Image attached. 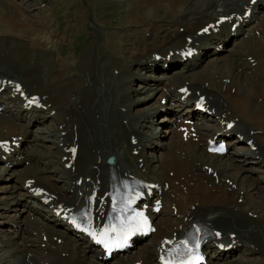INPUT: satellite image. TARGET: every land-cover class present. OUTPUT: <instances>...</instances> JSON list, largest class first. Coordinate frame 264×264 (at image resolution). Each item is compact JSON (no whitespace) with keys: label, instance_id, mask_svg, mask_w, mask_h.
<instances>
[{"label":"bare ground","instance_id":"6f19581e","mask_svg":"<svg viewBox=\"0 0 264 264\" xmlns=\"http://www.w3.org/2000/svg\"><path fill=\"white\" fill-rule=\"evenodd\" d=\"M139 1V5L141 6L139 8L142 9V15H140L141 18H139L142 19L146 15L151 16L149 24L151 27L144 28V30L151 29L156 23H160L159 25L166 24L171 27L168 26L170 30H163L165 36L167 35L168 37L166 36L165 38L159 39H147V37H144L137 39V36L134 34L133 36L136 37H133L134 39L129 41V46L126 45L125 53V51L120 48L118 39L116 38L113 40V38L108 37L109 33H105V36L110 39V42L108 40V43L115 47L114 49L111 48L114 52L112 53L116 56L115 60L109 61V59L106 63L108 68L110 67L113 69L115 67L118 70L117 75L111 76V79H120L122 77L121 74L125 72L124 69L126 66H132L133 69H137L148 62H153V54L151 55L150 51L154 52L155 50H160V53L164 57L167 48H170L169 46L173 45L172 48L176 47L180 42L169 36L170 32L172 34L177 33V36L181 34L173 28L176 21L190 23L191 27L188 28L189 25H187L186 29L188 32L193 33V28L196 24H202L207 20H213V15L228 14L232 11H239V9L241 11L242 4L247 3V0H241L239 6L232 4L235 0H232V2L228 0H177L174 3L171 2L172 4H170V0ZM164 2L168 4V11L174 10V8L177 10V13L171 14L173 17L174 14L175 16L177 15V18L167 19L165 16L162 17V19L156 20V18L153 17V12L155 10H159L160 8L164 9ZM200 2L203 3V5L200 4ZM197 10H200L197 14L193 15L190 13L191 11L195 12ZM255 10V14L250 13V17L254 15L257 20L254 18L250 20V17H248L247 21L244 23L245 25L247 24L245 28H235L236 33L240 29L245 32L239 46L242 48L241 51L237 48H233L230 51V53L233 51L230 58L229 56L225 59L221 57L220 60L215 59V61H217L216 63L215 61H212L214 63H210L209 65L219 66V68L213 72H211V69L205 70L203 68L201 70L205 71L196 74V76L192 77L193 79L190 78L192 75H189L190 80L187 82V87L191 89L189 95H193L195 90H199L200 93H205L207 101L214 107L215 113H223L225 116L229 115L231 117H237L236 123H234L231 132L232 136L227 139L229 147L231 146V150H229V155L227 156L228 158L222 157L223 154L217 155L205 152L203 146H201L199 142H183L180 139H177L174 131L169 129L168 132L171 133L170 136L172 137L165 145L166 147L163 150V158L158 157L157 159L156 166H158L159 171L147 175L144 171H140V167L144 166V169L148 167V161L144 151L147 147L152 148V145L155 146L154 140L148 138L146 141H143L138 152L139 154L135 156H132L128 151L131 148V144L127 140L129 134L127 133V129L130 127V129L134 131L133 129L135 128L131 123V115L128 114L130 110L128 104L132 103L136 98L126 102L127 97H130V93L127 92H122L125 93L126 96L121 98L116 97L115 99L110 98L111 100H108V98L105 97L104 103L107 107L111 108L114 118L108 113H106L107 116L102 119L99 117H91V98L93 102L94 100H97L100 104L101 98L91 95L92 90L88 85L89 83L86 87L89 92H85L82 95H79L77 92L76 82L78 83L79 80L71 79L70 85L64 89L65 80L63 81L62 75H68L69 70L63 66H67V63H60V59H56L55 61L56 64H58V67L52 68V59L40 56L47 50L38 43L45 40L49 41L52 34L48 35V33H45L42 30H36L31 19H29V17L23 12V9L19 5H16L15 2H12V0H0V72H7L9 74V76H7L8 78L16 80H18V78L21 79L24 83L25 89L30 92H37L31 90L33 88L37 89L41 95V99L45 103H48L49 108H55V116H58L59 121L57 124V130H53L52 133L55 138L58 139V131L64 130V136L60 137L61 144L59 147L56 146L58 147L56 162L60 165H58V168L61 173L66 174V178H68L67 180H65V177L60 179L64 181L68 188L73 186V180L76 178V176H74L75 174L81 173L84 175H92L94 172H97V177L100 178L101 181L103 180L105 176L104 169L106 166L105 162L101 161V159L99 160L103 150L106 155L109 153L114 155V165L117 164L121 171L126 170L128 167H132L134 170H137L140 175L148 179L167 178L165 173L166 168L173 169L174 171L173 179H177V183L174 184L171 182L168 189L162 190L161 193L166 201L177 203L176 212H179V215L171 216V210L161 214L159 212L154 222L156 224V230L149 234V239L138 244L135 250H128L125 255L122 256L117 255L113 264H129L130 261L138 258L143 260V264H156L153 256L150 254L151 247L154 248V244L158 242L159 236L168 233L171 229L180 232L178 228H173V224L177 225L180 223L181 226H185L188 220L183 219L184 216L189 219H202L210 225L219 226L222 237L227 240H230V238L227 236L226 231L234 230L236 233L235 237L243 238V241H247V243L255 241L259 244L258 250H262L264 253V201L258 200L259 196H255V194L251 192L252 189H258L262 186L263 182L259 183L258 180H264V0H256L254 2L250 12H254ZM165 11L166 10L164 9V12ZM259 11H261V14H259ZM188 14L189 16L187 17ZM185 19H188V22H186ZM191 19L193 21H191ZM39 23H41V19L37 22V25ZM255 29H259L258 35L255 33ZM243 31H240L239 33H242ZM227 34H229L228 29L225 30V32H219L215 35L211 34L204 36L202 34L200 35L202 38L195 35L194 38H199L197 39L198 46L203 48V53L205 54L206 48L203 44L204 41H208L206 44L211 43L214 39L222 41L224 39L223 35ZM122 35L123 34H121L120 43H124ZM7 38H9L8 43L6 42ZM246 38L249 39L248 42ZM26 41L29 46L34 45V48L31 50L27 49L25 46ZM89 44L90 42H88V50L83 53L81 58V63L86 66L89 65L88 63H91L89 59L92 51L90 53L89 49L92 44ZM147 45H150V47H147ZM244 51L247 55L250 54V56H253V59H255L256 62L253 70L249 73L244 72L238 74L236 72V67L243 66L244 68L245 66L250 68L244 60H241V54ZM26 54H29L27 56L29 57L28 60L25 59ZM168 58L174 61L177 59L174 54H171ZM165 60L166 59L163 58V61ZM197 62L200 64L198 60ZM98 64H100L99 61ZM193 64L194 62H189L184 69L178 68L176 70V68H174L172 70L173 74L167 79H163L161 76H155V81L141 78L140 83L142 84H138V90L145 92L148 98H152L153 96L159 98L162 95L170 98H178L179 93L176 91L175 86L184 83V75L187 76L185 70L192 67ZM75 67V69L80 68L77 66ZM132 68L131 70H133ZM221 68H225L226 71H221ZM80 72L79 74H75L80 75ZM94 76L95 78H93ZM94 76L93 73H88L85 76V80H100L102 74L99 73ZM73 77L77 78V76ZM129 80L132 79L130 78L126 81ZM101 81L105 82L107 80L102 79ZM107 83L109 82L107 81ZM171 84L173 85L172 87H170ZM5 87L8 93L14 92L12 84H8ZM127 88H129L127 84L125 87H120V92L121 89ZM133 90L134 89H132L131 92H133ZM111 91L114 92L112 87ZM94 94L96 93L94 92ZM71 95H73L72 98ZM189 95L186 99H188ZM257 97H260L259 101L256 100ZM14 98L18 99L17 96H14ZM116 105L117 108L115 109ZM121 105L125 107V110H120L118 108V106ZM146 105V109L145 107L141 108L146 112L141 113L140 111V114L138 112V118L141 117L143 120L148 117L156 119L159 102L154 104L152 101L151 104ZM148 105H150L149 108ZM16 107L19 111L26 109V105L22 103V100ZM139 107H141V105H139L138 108ZM173 109L179 111L180 107H175ZM116 111L120 113L121 117L127 118L125 123L121 121V117L115 115ZM186 112H191L189 107L186 108ZM35 117L38 116L35 115ZM73 117L75 121L77 120L78 124L76 127V141L78 143V148L73 163V169H65L62 167L61 163L62 161H65V159H63L61 155L66 154L65 147L67 146V143L72 140L69 134L73 132L72 126L75 124ZM82 119L84 120L83 122H81ZM103 119L108 120V124H103ZM116 119L119 121V124ZM210 120L211 123L208 125L210 126V133H212L214 130L218 129V126L215 125L212 118H210ZM110 121L114 124L113 126ZM55 123L57 122L55 121ZM115 124H118L119 133L116 130ZM2 125L5 129H0V135L14 134L18 128L17 123L14 120H7L0 117V127ZM198 128L201 130L202 126ZM100 131L103 132L98 139L97 135ZM236 131L244 134V139L242 138L241 140H245L249 137L255 140L256 151L249 149L247 144H245V146L243 144L245 141H239V138L237 139L236 136H234V132ZM152 133L153 132L150 134ZM119 135L123 138V142H121V138L118 137ZM125 135L126 139H124ZM104 137H106L105 140ZM2 138H7V136H1L0 139ZM40 138H48V136L47 134H43ZM86 138H92V142L87 144ZM156 140L158 141V139ZM138 143H140L139 137L137 144ZM235 144L242 145V147H239L236 150L232 148ZM152 149L154 150L155 148L153 147ZM176 150H179L180 153L184 152L185 156L176 154ZM60 152H62V154H60ZM141 154L144 156V158H142L143 163L140 167H137L136 164L138 161L136 158ZM10 162H19V160H11ZM204 163L211 165L212 169L216 171V176L218 177L217 180L220 184H218V181L215 183L213 180L214 177L210 173L205 172V169H201ZM1 167L3 168L1 173H8V168H5L4 166ZM245 167L253 171H259L261 174L256 177L249 176V173H244L245 171L249 172L244 169ZM26 168H28V170H26L24 174L21 173L18 187L26 188L24 186L25 181H27L28 178H32L34 181L33 183H39L43 188L53 192L57 199L67 198L75 200V195L73 193L65 192L64 194L55 186V182L51 181L55 187L54 191L47 182L45 186L42 182L37 180H45V178H41L43 176L53 178L48 175L49 173H45L46 175L38 173V175L41 176L39 177L37 172L44 171H39L37 167ZM26 168H24V170ZM233 169L237 173H233L230 177L229 174L231 172L227 173L226 171H233ZM241 169L243 170L240 176H238ZM228 175L234 183H236L235 179H239L236 188H230L224 180L220 179V177L224 179V177ZM1 177L5 178L0 175V179H2ZM171 180L172 179L169 181ZM253 184H255V186H253ZM239 185H244L246 189ZM182 187H184V191ZM240 189H242L241 193H239ZM26 190L27 189L22 192L18 191L19 195L23 193L22 195H24V198H16V201L10 204L14 199L13 197L12 201H9L8 204L5 203V206H1V212L10 211L9 213L14 215L15 211H21L23 207L27 206L29 207V210L37 215L38 220L41 219L46 223L40 224L39 222L35 223V221H32L27 223L25 228L19 226V229H9L5 226L8 224L0 222V264H43V262H49V264H112L109 262L110 259L106 261L97 259L92 246L84 238L75 235L72 236L67 227L63 225V222L58 217H54L50 209L45 210V206L42 207L43 205H40V207H34V205L29 202V198L34 199V195L31 192H26ZM59 192H61V194ZM171 192L172 196L170 195ZM237 196L242 197L241 202L239 203L236 202ZM26 197L28 201H25ZM192 203L195 204L193 209L189 207ZM246 204L249 205V207L245 210L244 206ZM8 205H11L8 208L12 210L6 208ZM37 208H40V210H36ZM234 208L237 209V213L233 212ZM250 209L257 213L255 216L256 218H251V215H247ZM34 230L39 231L38 236H36L37 234H32V231ZM56 233L63 237V240L60 243L52 240V234ZM41 234H46L45 240H42ZM42 241H44V245L41 247L40 243ZM60 251H65L66 255L61 256ZM26 252H30V254L27 256ZM223 255L224 253L222 252L212 250L208 255V261L220 257L222 258ZM225 261L224 264L230 262L231 264H244L245 258L239 260L235 259L233 261H230L229 259Z\"/></svg>","mask_w":264,"mask_h":264},{"label":"rangeland","instance_id":"374dc122","mask_svg":"<svg viewBox=\"0 0 264 264\" xmlns=\"http://www.w3.org/2000/svg\"><path fill=\"white\" fill-rule=\"evenodd\" d=\"M45 2H46V0H44ZM82 7H83V9L85 10V12L83 13V19H81V18H79L77 21L75 20V23H76V25H78L79 26V28L74 32V33H77V32H84V39L82 40V42H81V46H82V44H84L86 41V43L84 44V46H83V48H82V51H81V53H80V55L79 56H77L76 58H75V63H74V66L73 67H71V66H68V64H67V66L66 65H64L63 67L64 68H67L69 71H71L70 69H72L73 70V73H74V75H76L77 76V78L76 77H72L71 79H75V80H78V78H79V76L77 75V74H75V73H78L79 74V72L80 73H82V76H81V79L78 81V83H77V86L78 85H80L82 82L83 83H85L86 82V80H85V76L89 73H94L95 75H97V74H102V76H100L101 78H100V80H93V82H94V84L96 85V86H98V87H95V86H93V87H95V88H93L92 90H93V92H95V93H97V96L99 97V98H101L100 100H101V102H102V100H103V98L105 99V97L106 98H108L107 96H109V97H111V95H112V97H111V99L113 98V99H115L116 98V95L119 97L120 95H121V92H127V93H130L131 92V90L132 89H130L131 87H129V88H127V89H121V92H119V86L121 85V84H125V83H123V80H126L127 78H131V76L133 77H135V75H133L134 73H130V75L131 76H129V74H127V73H125L124 72V74H123V76H122V78H123V80H122V78H120V79H111V76H112V68H108L107 66H106V63H107V61L109 60L108 58H103V59H101L100 61L98 60L99 59V56H95V54H94V58L97 60V64H96V66L94 67L91 63H88L89 65L88 66H86V65H83V63H81L82 62V56H83V53L85 52V51H87L88 49H87V46H88V40H92L93 42H94V46L93 45H91V43L89 44V45H91L90 46V49H89V51H90V53H91V51L93 52V53H96V50H94V47H98L99 49H103L106 53H107V55L110 57V58H114V56H111L112 55V50H111V48L112 49H114L115 47L114 46H112V45H110L109 43H107L105 40H104V38H103V36H102V33H103V31H105V30H116V29H118V27L117 26H115V24L120 20V18L121 17H124V19L122 20V22H125V23H129V25H132L133 27L131 28V29H129L128 31H125L127 34H131L132 35V37L130 38V41L132 40V39H134L133 37H136L137 36V39H140V38H144V35H143V33H142V31H145L144 30V28H149V27H151V25L149 26V24H150V19H151V16L150 15H146V16H144L142 19H140L141 17H140V15H142L141 13H142V9H138L139 7H141L140 5H139V0H76ZM138 3H137V2ZM177 0H170V4H172V3H174V2H176ZM12 2H15L16 3V1H14V0H12ZM52 2V0H50V3ZM73 2L74 3H76L74 0H55V3L50 7V11H51V17L48 19V22H49V26H50V28L57 34V36H60L61 34H63V33H67V32H69V31H71V26L69 25V22H70V20H69V15H70V13H71V10H68L67 12H65L66 11V7L68 6V5H70V4H73ZM172 2V3H171ZM132 4H134V5H137L136 7H134L133 9L131 8V6H132ZM200 4H202L203 5V3H201L200 2ZM167 3H163V7H164V9L166 10L165 12H164V9L163 8H160L159 10H155L154 12H153V17H155L156 18V20L157 19H162V17H165V18H167V19H170V18H177V15L175 16V14H174V17L171 15L172 13H177V10H175V8H174V10H171V11H168V7H167ZM237 5V4H236ZM240 6V5H239ZM22 8V7H21ZM174 11V12H173ZM38 12L39 11H37V8H28V13L29 14H31V13H36V14H38ZM200 12V10H197V11H195V12H193V11H191L190 13H192L193 15L194 14H197V13H199ZM189 13V14H190ZM161 14H163V15H161ZM189 14L187 15V17L189 16ZM52 15L54 16V18H56L57 19V21H60V22H62L61 24H60V27H58V30L56 29V25H55V22L56 21H52ZM79 15L81 16L82 15V11H80V13H79ZM27 16V15H26ZM28 17V16H27ZM96 18V19H98V20H100V21H103V22H105L104 24H99V25H95V23L93 22V18ZM140 17V18H139ZM147 17V18H146ZM116 19L115 20V22L114 23H110L108 20L109 19ZM29 19H30V17H29ZM55 19V20H56ZM164 19V18H163ZM186 20V22H188V19H185ZM35 21V22H34ZM40 21V17H38V16H36L35 18H34V20L33 21H31L33 24H34V28L36 29V30H39L38 29V25H37V22H39ZM191 21H193L192 19H191ZM30 22V23H31ZM133 22H136V24H134ZM160 23H156V25H154L150 30L152 31V33H151V31H150V35L148 34V36H147V39H151V38H155V39H159V38H165L166 36H165V32H163V30H166L167 28H168V26L169 25H166V24H161V25H159ZM185 24H187V25H189V27L188 28H190L191 27V24L190 23H185ZM166 25V26H165ZM182 26V24H180V25H178V28L179 27H181ZM165 27V28H164ZM170 27V26H169ZM127 28V27H126ZM162 29V30H161ZM121 30H123V28H120V31ZM179 30V29H178ZM160 31V32H159ZM122 33L121 34H123V32L124 31H121ZM74 33H72V34H70L68 37H67V39L66 40H62V41H60L59 42V44L61 43V44H63V48L66 50V51H63L64 53L63 54H66V56L68 55H70L71 53H72V50H71V44H69L70 43V36H72ZM49 34H52V32H48V35ZM117 34H119V32H115V31H111V32H109V35H108V37L109 38H113V40H115L116 38L118 39V43H119V45H120V48L121 49H123V48H125L126 49V44L125 43H120V40H121V35H117ZM136 35V36H133V35ZM117 36V37H116ZM143 36V37H142ZM170 36V35H169ZM115 37V38H114ZM168 37V36H167ZM109 38H106V40L108 41L109 40V42H110V39ZM50 39V38H49ZM247 39V42H248V38H246ZM245 39V40H246ZM56 40H59V37L56 39ZM48 40H45V41H43V42H47ZM38 44H40V45H42V43H38ZM125 45V46H124ZM43 46V45H42ZM81 46H80V48H81ZM240 46V39L239 38H236V39H231L230 41H228V42H226V43H224V49H222V50H219V55L217 56V57H215V56H210V54L209 55H206L205 57H202V61H201V63H200V65L199 66H196V68H194V69H192V70H190V72L191 71H195V73L194 74H190V75H192V76H190V78H192V77H194L193 75H195L196 76V74H199V73H202V72H204L205 70H207V69H211V72H213L214 70H216L217 68H219V66H215V65H211V66H209L210 65V63H214V62H212L213 60H215V59H219L220 60V58L221 57H223V59H225V58H227L228 56H229V58L232 56V52L229 54V52L234 48V47H237V49H239V51H241V49L242 48H240L239 47ZM44 47V46H43ZM92 47V48H91ZM231 47H233V48H231ZM239 47V48H238ZM211 48V47H210ZM235 50V49H234ZM153 52V51H152ZM151 52V53H152ZM236 52H238V51H236ZM51 54H53V55H56L57 54V51L54 49V48H52L51 49V52H50ZM114 53V52H113ZM125 53H126V50H125ZM244 54L245 53H242L241 54V60L243 61H245L246 63H247V65L248 66H250V68L249 67H245L244 66V68H243V66H240V67H236V72L238 73V74H240V73H244V72H247V73H249L251 70H253V68H254V64H253V57H251L249 54L247 55L246 54V57L244 56ZM41 57L43 56V57H45V58H49V59H51L50 58V56L48 57V53L47 52H45L44 54H42V55H40ZM64 56V55H63ZM56 59H58V58H55V60ZM251 59V60H250ZM90 60V59H89ZM115 59H111V60H109V61H114ZM61 62L60 63H63L64 61H62V60H60ZM98 61L100 62V66H98ZM103 61V62H102ZM217 61H215V63H216ZM52 68H56V67H58V64H56V65H53V62H52ZM60 66V65H59ZM75 66H77V67H80V68H78V69H75L76 67ZM75 67V68H74ZM94 67V68H93ZM102 67V68H101ZM132 68V66H126L125 67V70L126 69H128V70H130ZM202 68H204L205 70H201ZM105 69H106V71H105ZM108 69H109V71H108ZM123 69H124V66H123ZM133 69V68H132ZM135 69V68H134ZM133 69V70H134ZM137 69H139V68H137ZM75 70H77V71H75ZM92 72H91V71ZM136 70V69H135ZM226 71V69L225 68H221V71H223V72H225ZM200 71V72H199ZM218 71V70H217ZM3 72H5V71H3ZM192 72V73H193ZM7 73V72H6ZM139 73H140V75H142V77H144V78H149V79H152L156 74H162L163 75V77H168V73H165L162 69H158V70H155V71H150L149 70V68H148V66H145L144 68H142V69H140V71H139ZM48 75V74H47ZM67 75V74H66ZM69 75V74H68ZM136 75H138V72L136 73ZM149 75V76H148ZM94 76V75H93ZM185 77H186V75H184ZM83 77V78H82ZM94 78H95V76H94ZM71 79H63V81L64 82H68V81H70ZM104 80V79H106L109 83H107V81H101V80ZM193 79V78H192ZM81 81V82H80ZM88 82L89 81H91V80H87ZM96 81H97V84H96ZM140 80H139V78H136V80H132V87H134V88H138V82H139ZM102 82V83H101ZM167 82V81H166ZM165 82V83H166ZM107 85H106V84ZM164 83V82H163ZM88 84V83H87ZM104 84V86H102ZM89 85V84H88ZM101 86V87H100ZM111 87L114 89V92H112L111 91ZM135 90V89H134ZM104 92V93H103ZM103 94V95H102ZM110 94V95H109ZM123 94V96L122 97H125L126 96V94L125 93H122ZM138 94H141V92H134L133 91V93H132V98H135V96L136 95H138ZM131 97V96H130ZM129 98V97H128ZM142 98H145L144 96L143 97H141V98H139V97H137L132 103H130V104H132V105H130V104H128V108L129 109H133V108H135V106H139V105H141V107H137V109H135V110H133L135 113L137 112H139V114H140V111H141V113H143V112H146L145 110H143V109H141V108H143V107H145V109H146V107H147V105L146 104H151L152 103V101H150V98H148V96H146V98L145 99H142ZM95 101H97V100H94V102ZM98 102V101H97ZM141 103H143V104H141ZM146 103V104H145ZM98 105H100L99 104V102H98ZM150 107V105H148V108ZM111 110V109H110ZM115 115L117 116H119V117H121V115H120V113L119 112H117L116 111V113H115ZM138 115V114H137ZM92 117V116H91ZM97 117H99V118H101L102 117V114H98L97 115ZM112 118H114V116L112 115L111 116ZM132 117V116H131ZM58 118V116H55L54 115V117H53V119H54V122L56 121L57 123H55L54 125V127H53V129H52V131L54 130L55 131V129L57 130V124H58V121H59V118ZM122 118V117H121ZM102 119V118H101ZM117 120V119H116ZM47 121V120H46ZM112 121V120H111ZM110 121V123L112 124V122ZM45 122V121H44ZM117 122H118V124H119V121L117 120ZM145 122V121H144ZM146 123V125H148V123L147 122H145ZM139 124V123H138ZM46 124L45 123H43V124H40V123H34V124H32L31 126H30V128H31V132L29 133V135H28V140L26 139V140H24L23 142H22V144H21V146H22V149H23V151H25V152H28V151H32L33 150V145L31 144L32 142H34V140L39 144L40 142V140L42 139V138H40V136H43V134H45L46 133V131H45V129L46 128H48L49 126L47 125V126H45ZM57 125V126H56ZM114 124H112V126H113ZM104 130V129H103ZM116 130L118 131V133L120 132L119 131V129H117L116 128ZM145 130H147V131H145ZM51 131V132H52ZM148 131H149V128H147V126H145V127H143V130L142 131H139V132H142L144 135H147V133H148ZM102 132L103 131H100V135L102 134ZM154 132H157V133H153V135H152V138H158V139H160V142H158L159 144H161V148H158V149H156V150H151L150 151V155L151 156H153V158L155 159V158H157L158 157V155H161V154H159L160 153V150H162V148H163V146L164 145H166L167 143H168V141H169V133H166L167 132V130H166V126H165V124H161V125H159V123H155V128H154ZM33 133H36V134H38L37 135V137H34V140H31V137H32V134ZM162 134H164V135H162ZM59 136V135H58ZM119 138H121V142H123V138L119 135L118 136ZM35 138H37V139H35ZM54 138H55V136H54ZM44 139V140H43ZM42 140H43V143L44 144H46L47 146L44 148V149H42L41 150V148L39 149V147H35V152L37 153V154H40V155H42L43 154V152L44 151H46L47 152V149H51V144H50V140H48V139H45V138H43ZM50 139V138H49ZM26 141H28V142H26ZM86 142H87V144L89 143V142H92V138H89L88 140H86ZM153 144V143H152ZM40 145V144H39ZM57 145L55 144L54 145V149L53 150H51V152H50V155L51 156H53L54 158H56V161H57V150H58V147H56ZM154 146L152 145V148H153ZM166 146H164V148H165ZM231 147V146H230ZM238 147H240V145H236V146H234V148H238ZM154 148H156V147H154ZM164 150V149H163ZM163 150L161 151V152H163ZM229 150V149H228ZM234 150V149H233ZM237 150V149H236ZM145 152V154H146V150L144 151ZM42 153V154H41ZM60 154H62V152H60ZM228 155V151L224 154V156L223 157H225V158H228V157H226ZM62 156V155H61ZM43 158L41 157L40 158V160H42ZM224 159V158H223ZM11 161V160H10ZM50 162H53V160H49ZM56 161H54L53 163H51V164H53V165H55V164H57L56 163ZM153 162H155V160H153V161H151V164L153 163ZM39 163V166H37V168H38V170L39 171H44L45 173H50V172H53L54 171V168L55 169H57V171H55L56 172V175H57V177L55 178L56 180H57V182H55L54 184H55V186L57 187V188H59L60 189V191L61 192H63L64 194H65V192H66V190H67V186H66V184L64 183V181H62V180H60V179H62L63 177H65V180H67L68 178H66V174H64V173H61V171H59V169L58 168H56V166H53V165H51V164H49L46 160H42L41 162H38ZM257 167L259 168V166L257 165ZM26 168V167H25ZM19 169H20V167H18L17 168V170L19 171ZM245 170H247V171H249V172H245V174L246 173H249V176H253V177H256V176H258L259 174H261V172H259V171H253V170H250V169H248V168H244ZM26 170H28V168H26L25 170H23V172H22V174H24L25 173V171ZM242 170L243 169H241V171L238 173V176H240V174H241V172H242ZM49 171V172H48ZM8 172V171H7ZM16 172V171H15ZM227 173H230L229 175H230V177L232 176V174L233 173H237L236 171H234V169H233V171L232 170H229V171H226ZM225 172V173H226ZM169 174V173H168ZM37 175H38V172H37ZM39 176V175H38ZM170 176V175H169ZM11 177H14L15 178V175L13 174V175H11ZM18 178H19V175L17 176ZM39 177H41V176H39ZM60 177V178H59ZM14 178H12V179H9L10 181H7V179L6 178H4V179H0V185H2V184H6L7 186H9V185H12V184H16L17 183V180L15 181L14 180ZM41 178H45V180H48V177L47 176H43V177H41ZM47 178V179H46ZM251 178V177H250ZM249 178V179H250ZM218 181V180H217ZM235 181H236V184H238L237 182H239V179L237 178V180L235 179ZM258 182L259 183H262L263 182V184H262V187H260L259 189H252V191L251 192H253L254 194H255V196H259V199L258 200H263L264 201V180H258ZM48 183V185L49 186H51V188L55 191V187H54V184L52 183V182H47ZM60 183V184H59ZM62 183V184H61ZM226 184H228L227 182H225ZM218 184H220L219 183V181H218ZM228 185H230V184H228ZM18 186V185H17ZM239 186H243L244 187V185H239ZM253 186H255V184H253ZM8 188H16V187H8ZM245 188V187H244ZM246 189V188H245ZM16 191H19V189L18 188H16L15 189ZM15 191V192H16ZM8 190H0V200H7L8 199V201H10L11 199H10V197H8L9 195H8ZM61 192H59L60 194H61ZM261 194H260V193ZM18 193V192H17ZM57 193H58V191H57ZM19 194V193H18ZM23 193H21V195H22ZM17 195V194H16ZM16 196H14V199H13V201L12 202H10V204H12L14 201H16L15 198ZM22 198H24V195L22 196ZM241 199H242V197H241ZM25 201H28L27 200V197L25 198ZM241 202V201H240ZM21 203H22V201H21ZM32 204V203H31ZM241 204V203H240ZM1 206H5V203H3V204H0V208H1ZM9 206H11V205H8V206H6V208L7 209H10V208H8ZM21 206H23V205H21ZM42 207H44V206H42ZM245 207V210L246 209H248V207H249V205H245L244 206ZM10 210H12V209H10ZM22 210V209H21ZM33 210V209H32ZM45 210H47V208H45ZM235 210V211H234ZM234 210H233V212H236L237 213V209L236 208H234ZM19 211H17V213H18ZM164 212V211H163ZM2 212H1V210H0V214H1ZM5 213V212H4ZM9 213V212H8ZM6 214V216H8L9 214ZM15 214V219H16V221H18L19 222V224H22L23 222V219H24V215L26 214L25 213V210H23V211H21V212H19V214ZM34 213V212H33ZM42 213V212H41ZM249 213H251V216H250V214ZM249 213L247 214L248 216H250L251 218H256L255 216V214H257V213H255V212H253L252 211V209H250L249 210ZM3 215H5V214H3ZM13 215V214H12ZM255 215V216H254ZM17 216V217H16ZM258 216V215H257ZM0 218H2V217H0ZM9 220H13V221H15L12 217H8L7 218V220H0V222H5V221H9ZM41 219H37V222H35V223H40V224H44V223H46L45 221H43V220H41ZM30 222H32V221H26L25 223H24V225L22 226L23 228H25L26 227V224L27 223H30ZM42 222V223H41ZM11 224L12 223H10V224H8V226H11ZM12 229H14L13 227H11ZM10 228V229H11ZM16 229H19V228H16ZM5 233V232H4ZM250 244L251 243H249L248 245H246V243H243V244H241L240 246H239V248H237V249H235V250H232V252H230L229 254V256L228 257H230L231 258V260H235V259H241V258H245V263L244 264H264V253H263V251L262 250H255V249H253L254 251H252V252H249L248 251V249H247V246H250ZM137 244H135V246L134 247H132L131 248V250H134L137 246H136ZM255 245V247L256 246H258L257 244H254ZM28 248V247H27ZM143 252V251H142ZM261 252V253H260ZM60 253H63V252H60ZM125 254V253H124ZM120 256H122V255H120ZM248 258V259H247ZM113 259H115V258H113ZM113 259H112V263H113ZM220 262H222V259H219L218 260V263H216V264H220Z\"/></svg>","mask_w":264,"mask_h":264},{"label":"snow or ice","instance_id":"6c2138e0","mask_svg":"<svg viewBox=\"0 0 264 264\" xmlns=\"http://www.w3.org/2000/svg\"><path fill=\"white\" fill-rule=\"evenodd\" d=\"M107 246V245H106Z\"/></svg>","mask_w":264,"mask_h":264}]
</instances>
